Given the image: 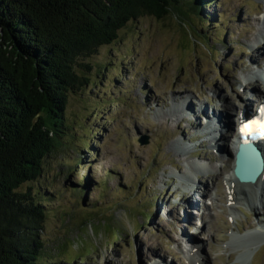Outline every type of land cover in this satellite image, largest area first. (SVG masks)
Instances as JSON below:
<instances>
[{
	"label": "rangeland",
	"instance_id": "374dc122",
	"mask_svg": "<svg viewBox=\"0 0 264 264\" xmlns=\"http://www.w3.org/2000/svg\"><path fill=\"white\" fill-rule=\"evenodd\" d=\"M201 14L142 16L89 58L93 83L66 110L73 143L31 184L52 194L46 260L264 264V180L233 201L232 139L222 130L221 158L208 131L229 110L233 133L264 95V0H208Z\"/></svg>",
	"mask_w": 264,
	"mask_h": 264
},
{
	"label": "trees",
	"instance_id": "16d2710c",
	"mask_svg": "<svg viewBox=\"0 0 264 264\" xmlns=\"http://www.w3.org/2000/svg\"><path fill=\"white\" fill-rule=\"evenodd\" d=\"M207 2L0 0V264L56 263L44 258L52 194L31 184L53 153L73 143L66 110L71 96L93 83L89 58L145 15L195 12L207 22Z\"/></svg>",
	"mask_w": 264,
	"mask_h": 264
},
{
	"label": "bare ground",
	"instance_id": "6f19581e",
	"mask_svg": "<svg viewBox=\"0 0 264 264\" xmlns=\"http://www.w3.org/2000/svg\"><path fill=\"white\" fill-rule=\"evenodd\" d=\"M258 61V60H257ZM258 63V62H257ZM248 67H250V66H248ZM255 80H257V79H255ZM255 80H253V81H251L250 83H256V81ZM247 86V85H246ZM251 86V85H250ZM250 86L248 87L247 86V88H250ZM256 86H258L257 84H254L253 86H251V87H253V88H255ZM259 99H261V98H259ZM185 108L186 109H190L189 107H188V103L185 105ZM205 107L204 106H200V108H199V110H198V114L200 115V116H203V117H205L206 116V114H205ZM230 112L231 111H229V110H227V113L225 114V115H223V113L221 114V115H218L217 117H214V122H213V124H211L212 125V127H211V130H208L209 132H212L213 133V137H214V131H213V128L215 127V130L217 129V131H215V132H217L218 133V137L216 138V137H214V139H216V145H215V147H216V151H217V153H219L220 155H221V158H223V156H226V159L228 158V155L229 154H222V152L219 150V146H221V147H225V145H219V144H217V139H220V138H223L224 137V135H223V133L224 132H222V129L225 127L226 129H229L228 128V126H229V118H230ZM189 114V113H188ZM192 117H194L193 118V120H196L197 122L195 123V121H194V123H195V125L194 126H196L197 127V125H198V120H197V117H199V116H197L196 117V115L195 116H192ZM191 117V118H192ZM220 117H224L225 118V120L223 121L222 120V122H220L219 121V123H220V125H218L217 124V122H218V119H220ZM188 118V117H187ZM231 119V118H230ZM238 123H237V128H236V131H234L233 133H229V130L228 131H226L225 133H227V135H230V140H231V147H232V149L234 150V152L233 153H236L235 152V150H236V143H237V141H239V139H240V136H239V133H238V126H239V124H240V120H239V117H238V121H237ZM208 124H209V122H207ZM207 124V127H209V125ZM222 133V134H221ZM232 137H234L235 139H233ZM228 143H230V142H228ZM227 143V144H228ZM260 146H261V148L263 149V151H264V140L263 141H260ZM227 149H229V148H227ZM233 159V162H234V160H235V154L234 155H230V159H229V161L230 160H232ZM226 161V160H225ZM227 165H230V163L228 162L227 163ZM224 166H226V164L224 165ZM229 168H231V169H233L234 168V164L232 165V167H229ZM221 176H222V174H221ZM232 178H234L235 179V181H236V183L232 186V193H233V196H232V200L233 201H235V200H239L240 198H241V196H240V194L242 193V192H244V189H246V190H252L251 188L250 189H248V188H245L244 187V185L245 184H248V185H252V184H257V183H259L260 181H262V180H264V172H263V174L260 176V178L258 179V181H256L255 183H242V182H240L238 179H236L234 176H233V174H232ZM220 180V179H219ZM196 186V185H195ZM251 187H253V186H251ZM194 190V189H193ZM192 190V191H193ZM199 190H200V192H202V193H204V192H206V190H205V188L203 187V185H201V186H199ZM191 191V192H192ZM253 191V190H252ZM210 193V192H209ZM211 194V193H210ZM256 195H257V193H255ZM254 194V191H253V194L252 195H255ZM242 195V194H241ZM246 195V198H248L249 199V197H248V195L247 194H245ZM255 195V196H256ZM254 197V196H253ZM190 204H194V202L192 201ZM189 208V211L191 212V209H190V206L188 207ZM187 220L189 221H191V219H188L187 218ZM188 236V239H190L192 236H191V234H190V236H189V234L187 235Z\"/></svg>",
	"mask_w": 264,
	"mask_h": 264
},
{
	"label": "water",
	"instance_id": "95a60500",
	"mask_svg": "<svg viewBox=\"0 0 264 264\" xmlns=\"http://www.w3.org/2000/svg\"><path fill=\"white\" fill-rule=\"evenodd\" d=\"M264 172V152L254 142L239 145L235 159L234 174L240 182L255 183Z\"/></svg>",
	"mask_w": 264,
	"mask_h": 264
},
{
	"label": "snow or ice",
	"instance_id": "6c2138e0",
	"mask_svg": "<svg viewBox=\"0 0 264 264\" xmlns=\"http://www.w3.org/2000/svg\"><path fill=\"white\" fill-rule=\"evenodd\" d=\"M262 111H264V109H262ZM241 132L245 135V137L249 134H256L257 132H259L261 136H264V121H247L241 125ZM245 142H247V140Z\"/></svg>",
	"mask_w": 264,
	"mask_h": 264
}]
</instances>
